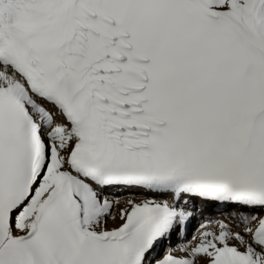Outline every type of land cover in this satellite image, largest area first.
Masks as SVG:
<instances>
[{
  "label": "snow or ice",
  "instance_id": "snow-or-ice-1",
  "mask_svg": "<svg viewBox=\"0 0 264 264\" xmlns=\"http://www.w3.org/2000/svg\"><path fill=\"white\" fill-rule=\"evenodd\" d=\"M0 264H264V0H0Z\"/></svg>",
  "mask_w": 264,
  "mask_h": 264
},
{
  "label": "bare ground",
  "instance_id": "bare-ground-1",
  "mask_svg": "<svg viewBox=\"0 0 264 264\" xmlns=\"http://www.w3.org/2000/svg\"><path fill=\"white\" fill-rule=\"evenodd\" d=\"M124 198H126V197H124ZM190 233H191V231H190ZM191 235V234H190Z\"/></svg>",
  "mask_w": 264,
  "mask_h": 264
},
{
  "label": "rangeland",
  "instance_id": "rangeland-1",
  "mask_svg": "<svg viewBox=\"0 0 264 264\" xmlns=\"http://www.w3.org/2000/svg\"><path fill=\"white\" fill-rule=\"evenodd\" d=\"M191 234V233H190Z\"/></svg>",
  "mask_w": 264,
  "mask_h": 264
}]
</instances>
